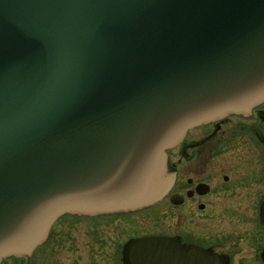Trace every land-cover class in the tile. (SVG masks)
<instances>
[{
    "label": "water",
    "instance_id": "obj_1",
    "mask_svg": "<svg viewBox=\"0 0 264 264\" xmlns=\"http://www.w3.org/2000/svg\"><path fill=\"white\" fill-rule=\"evenodd\" d=\"M263 98L264 0H0V262L158 198L167 149ZM163 248L133 263L219 264Z\"/></svg>",
    "mask_w": 264,
    "mask_h": 264
},
{
    "label": "flooded vegetation",
    "instance_id": "obj_2",
    "mask_svg": "<svg viewBox=\"0 0 264 264\" xmlns=\"http://www.w3.org/2000/svg\"><path fill=\"white\" fill-rule=\"evenodd\" d=\"M157 177L161 192L150 202L67 212L58 220L113 225L121 241L109 264H134L133 247L147 238H158L166 252H190L207 262L216 256L219 264H264V98L246 113L228 112L189 129L166 150Z\"/></svg>",
    "mask_w": 264,
    "mask_h": 264
},
{
    "label": "rangeland",
    "instance_id": "obj_3",
    "mask_svg": "<svg viewBox=\"0 0 264 264\" xmlns=\"http://www.w3.org/2000/svg\"><path fill=\"white\" fill-rule=\"evenodd\" d=\"M119 238L120 234L116 233L113 225L66 216L52 228L50 238L33 251L31 263L109 264L116 257ZM0 264H25V261L6 257Z\"/></svg>",
    "mask_w": 264,
    "mask_h": 264
}]
</instances>
